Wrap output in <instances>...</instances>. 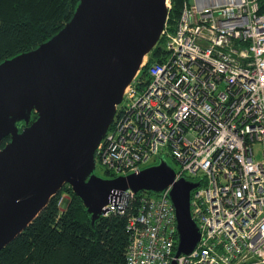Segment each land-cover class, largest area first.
<instances>
[{"label":"built area","instance_id":"2783aa9c","mask_svg":"<svg viewBox=\"0 0 264 264\" xmlns=\"http://www.w3.org/2000/svg\"><path fill=\"white\" fill-rule=\"evenodd\" d=\"M166 6L169 11L170 0ZM167 19L160 34L165 58L147 66L144 57L96 148L95 166L124 176L171 158L175 180L199 183L190 196L199 241L189 254L174 257L171 186L158 195L116 192L103 216L131 211L126 264H264L259 0H183L173 30Z\"/></svg>","mask_w":264,"mask_h":264},{"label":"water","instance_id":"95a60500","mask_svg":"<svg viewBox=\"0 0 264 264\" xmlns=\"http://www.w3.org/2000/svg\"><path fill=\"white\" fill-rule=\"evenodd\" d=\"M167 1L79 0L51 38L0 63V141L10 139L0 150V250L64 185L81 201L91 225L116 192L160 194L171 186L174 257L193 250L199 231L190 196L199 183L175 180L164 159L124 176L94 172L96 148L124 89L160 39Z\"/></svg>","mask_w":264,"mask_h":264},{"label":"trees","instance_id":"16d2710c","mask_svg":"<svg viewBox=\"0 0 264 264\" xmlns=\"http://www.w3.org/2000/svg\"><path fill=\"white\" fill-rule=\"evenodd\" d=\"M182 1L170 0V30L179 18ZM78 2L0 0V63L51 38L70 20ZM259 14L264 16V0H259ZM165 55L160 38L148 54L147 66L162 62ZM9 140L5 137L0 141V150ZM101 169L102 177H113L110 171ZM63 196L68 199L61 210ZM136 205L137 201L131 202L130 208L134 211ZM130 212L101 216L91 225L81 201L64 185L38 216L0 250V264H126V224Z\"/></svg>","mask_w":264,"mask_h":264},{"label":"rangeland","instance_id":"374dc122","mask_svg":"<svg viewBox=\"0 0 264 264\" xmlns=\"http://www.w3.org/2000/svg\"><path fill=\"white\" fill-rule=\"evenodd\" d=\"M260 150H261V146L258 144V145H256L255 146V154H256V157L257 158H259L260 157ZM164 160L165 161H167L169 164H170V166H172V167H174V163H173V161L171 160V158H169V157H167V156H165L164 155ZM159 160L160 159H157V160H155V161H153V164H147L146 165V167L147 166H151V165H155V164H157L158 162H159ZM175 167H177L176 165H175ZM143 168H145V167H143ZM142 168V169H143ZM95 174H97V175H99V176H102V174H103V170L101 169V167L100 166H96V168H95ZM114 177H117V176H114ZM113 178V177H112ZM141 192H147V191H141ZM140 193V192H139ZM139 193H137V194H139ZM161 194V193H160ZM158 195V194H157ZM67 197L66 196H63L62 197V199H61V202H60V208L61 209H63L65 206H66V203H67ZM136 200H134V201H132V203L133 202H135ZM103 216V215H102Z\"/></svg>","mask_w":264,"mask_h":264},{"label":"bare ground","instance_id":"6f19581e","mask_svg":"<svg viewBox=\"0 0 264 264\" xmlns=\"http://www.w3.org/2000/svg\"><path fill=\"white\" fill-rule=\"evenodd\" d=\"M127 87V86H126Z\"/></svg>","mask_w":264,"mask_h":264}]
</instances>
